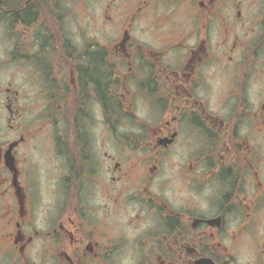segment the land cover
<instances>
[{
    "label": "flooded vegetation",
    "instance_id": "1",
    "mask_svg": "<svg viewBox=\"0 0 264 264\" xmlns=\"http://www.w3.org/2000/svg\"><path fill=\"white\" fill-rule=\"evenodd\" d=\"M0 264H264V0H0Z\"/></svg>",
    "mask_w": 264,
    "mask_h": 264
}]
</instances>
